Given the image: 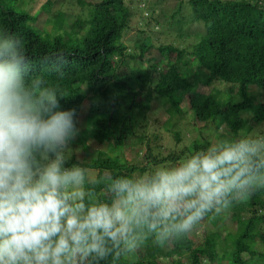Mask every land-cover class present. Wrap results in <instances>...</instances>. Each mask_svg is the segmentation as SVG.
I'll use <instances>...</instances> for the list:
<instances>
[{
	"label": "trees",
	"instance_id": "trees-1",
	"mask_svg": "<svg viewBox=\"0 0 264 264\" xmlns=\"http://www.w3.org/2000/svg\"><path fill=\"white\" fill-rule=\"evenodd\" d=\"M18 1L0 0V28L23 41L29 78L63 90L61 107L80 113L69 164L130 176L175 164L221 132L254 133L264 124V0H176L170 15L161 7L167 0H76L79 11L70 15L51 12L55 0L36 13ZM41 11L51 31L38 32ZM138 20L150 36L137 39V55L124 36ZM153 22L175 28L158 43L166 35L149 30ZM189 23L204 29L185 45ZM172 139L182 146L166 143ZM116 264H264V190L184 238L164 245L150 238Z\"/></svg>",
	"mask_w": 264,
	"mask_h": 264
},
{
	"label": "clouds",
	"instance_id": "clouds-1",
	"mask_svg": "<svg viewBox=\"0 0 264 264\" xmlns=\"http://www.w3.org/2000/svg\"><path fill=\"white\" fill-rule=\"evenodd\" d=\"M29 74L23 41L0 28V264H116L264 190V133L221 132L175 164L130 176L69 164L80 113Z\"/></svg>",
	"mask_w": 264,
	"mask_h": 264
},
{
	"label": "rangeland",
	"instance_id": "rangeland-1",
	"mask_svg": "<svg viewBox=\"0 0 264 264\" xmlns=\"http://www.w3.org/2000/svg\"><path fill=\"white\" fill-rule=\"evenodd\" d=\"M48 0H20V1H18L17 3H15L14 5L17 7V8H19V9H24V10H28V9H31V8H34V12L36 13V12H38L39 10H41L42 9V7H43V5L47 2ZM127 2H132L131 4H133V5H143L144 4V2H145V0H127ZM176 0H167L165 3H164V6L163 5H161V7H167V13L170 15L171 14V12H172V10L175 8V6H176ZM62 7V9L68 14V15H70V13H71V11H74V12H77V11H79V7H77V2H76V0H55V2H54V5H53V7L51 8H49V10L51 11V12H54L56 9H58V8H61ZM159 10V9H158ZM147 13H149V12H147L146 10H145V12L143 13V15H147ZM182 13H186V11H182ZM46 13L44 14V12L43 11H41V15H40V17H38V19L36 20V25H37V27H38V32H45V31H51L52 30V23L51 22H48V21H46ZM164 17V16H163ZM151 20V19H150ZM46 21V22H45ZM138 24L136 25L135 24V26L128 32V33H126L125 34V36H124V41L126 42V44H128V46L130 47V50H132V51H134V53L135 54H139L140 53V50H139V48L138 47H136V41H137V39L139 38H141V39H144V38H146L147 36H150V33H140L139 32V30H141V26H143L144 25V23H146V21H142V24L140 23L141 22V20H138ZM151 26H150V28H149V30L152 28V30L153 29H157L156 31H158L159 33H163L164 35H166V33H169L168 32V30H170V29H173V28H175V25L174 24H172V26L171 27H168V28H162L161 26H159V25H156V24H154V22L153 23H151L150 24ZM157 26H159V27H157ZM140 28V29H139ZM146 28V31H147V29H148V26H146L145 27ZM144 28V29H145ZM203 30L204 28H203V25H199V24H196V23H189V24H185V28L183 29V32H187L188 34H190V35H188V36H184V38H183V40L186 42V43H184L185 45H188V44H191V43H193L195 40H196V33H197V31L198 30ZM57 31H61V29H57ZM166 31V33H164ZM154 32V31H153ZM175 34V33H174ZM134 36V39H133V41H130V39L132 38ZM175 36H176V34H175ZM166 38H167V35L166 36H161L160 37V39L159 40H155V42H162V40L163 41H165L166 40ZM174 38V37H173ZM176 38H177V36H176ZM178 41V40H177ZM168 42H170V40L168 41ZM148 57H150V54H148V55H146V56H144L143 57V59L145 58V59H147ZM217 86H219V87H221V88H225V86H226V84H220V83H217ZM185 104H186V102L185 103H183V106H185ZM189 115H190V117L191 118H195V116H194V114H193V112H190L189 113ZM193 121H195V122H197V123H199L198 122V120L196 121V120H193ZM222 131H223V128H222ZM264 131V124H262L253 134H258V133H261V132H263ZM166 143L168 144V145H170L171 147H179V146H182V144H180V145H177L178 143L175 141V140H171V141H166ZM165 145V144H164ZM91 148H93V149H98L99 151H105V148L103 147V146H99V145H97V147H94L93 145L91 146ZM109 150V149H108ZM108 150H107V152H108ZM111 155H114V154H111ZM166 165H168V164H166ZM166 165H163V166H166ZM212 225V224H211ZM204 229H205V224L203 223L200 227H199V229H198V232H199V235H201L202 234V232L204 231Z\"/></svg>",
	"mask_w": 264,
	"mask_h": 264
}]
</instances>
